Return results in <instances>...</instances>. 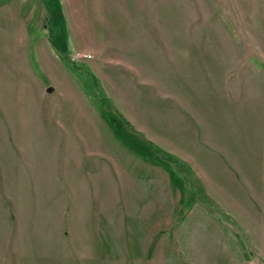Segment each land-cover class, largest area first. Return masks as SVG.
<instances>
[{"label":"rangeland","instance_id":"obj_1","mask_svg":"<svg viewBox=\"0 0 264 264\" xmlns=\"http://www.w3.org/2000/svg\"><path fill=\"white\" fill-rule=\"evenodd\" d=\"M0 264H264V0H0Z\"/></svg>","mask_w":264,"mask_h":264},{"label":"trees","instance_id":"obj_2","mask_svg":"<svg viewBox=\"0 0 264 264\" xmlns=\"http://www.w3.org/2000/svg\"><path fill=\"white\" fill-rule=\"evenodd\" d=\"M72 65H75V64L72 63ZM76 66H78V64H76ZM88 74L91 75V76L93 77V75H92V73H91L90 71H88ZM93 78H94V77H93ZM94 81L97 83L96 86L99 87L98 90L100 91L101 95H103L102 90H101L100 85H99V82H98V79L94 78ZM166 160H168V161H170V162H173V163L176 164V165H179V164L182 163V162H179V160H177L176 158H174V157L171 156V155H168L167 158H166Z\"/></svg>","mask_w":264,"mask_h":264}]
</instances>
